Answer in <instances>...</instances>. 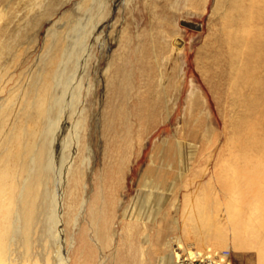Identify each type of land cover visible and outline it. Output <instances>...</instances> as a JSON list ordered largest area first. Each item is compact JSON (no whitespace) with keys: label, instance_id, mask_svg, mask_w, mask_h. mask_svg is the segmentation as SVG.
Listing matches in <instances>:
<instances>
[{"label":"bare ground","instance_id":"bare-ground-1","mask_svg":"<svg viewBox=\"0 0 264 264\" xmlns=\"http://www.w3.org/2000/svg\"><path fill=\"white\" fill-rule=\"evenodd\" d=\"M15 1L0 0V18ZM133 1L46 0L18 30L4 33L8 41L0 34V97L5 95L0 99V264H96L95 250L102 247L105 253L115 242L122 248L103 256L101 264H175L171 242L185 251L179 237L168 235L176 224L180 203L173 197L179 190L186 191L183 234L199 253H215L207 244L212 235L203 232L209 225L207 206L197 202L208 190L215 189V196L222 192L243 197L244 202L254 203L253 214L264 210V141L258 139L257 121L251 117L257 110L264 116L260 108L264 94H247L251 86L257 95L264 93V72L251 64L261 61L264 67V0H216L217 26L209 51L236 117L223 134L212 126L201 131L206 120L198 121L200 135L191 132L188 139L196 144L197 152L190 150L191 158H196L185 178V166L172 178L162 175L168 148L158 146L151 166L139 178L141 189L132 201L133 214L126 216L124 232L109 238L106 199L115 196L130 162L131 143H139L159 123L172 94L178 53L172 49L173 17L185 6L204 2ZM67 3L82 12L78 30L77 25L63 29L76 19L72 9L62 12L46 30L36 61L17 76L27 55L39 47L38 32L31 31L33 22L40 28ZM111 16L114 21L103 40ZM62 19L65 22L57 24ZM97 43L102 45L97 57V100L80 110L85 103L84 78L96 60ZM195 99L189 97V111ZM73 130L79 133L77 144L71 141ZM220 138L225 142L216 153L212 179L194 185V179L204 177L202 166L210 164ZM194 163L199 169H193ZM62 183L65 187L60 191ZM243 184L245 189L240 187ZM258 216L264 222V213ZM72 225L79 229L76 252L67 240ZM253 227L252 241L264 246V232L256 233ZM241 228L237 222L231 225L237 243L244 236ZM143 229L149 232L144 239L139 237ZM244 229L248 231L250 225ZM157 252L161 257L155 259ZM258 257L264 264V250Z\"/></svg>","mask_w":264,"mask_h":264},{"label":"rangeland","instance_id":"rangeland-1","mask_svg":"<svg viewBox=\"0 0 264 264\" xmlns=\"http://www.w3.org/2000/svg\"><path fill=\"white\" fill-rule=\"evenodd\" d=\"M43 1L46 0H16L11 11L0 18V34L2 35V40L8 41L9 37L4 33L10 30H18L29 20L30 17L36 14L37 10L41 9L38 5L42 4ZM116 1L117 0H113V3ZM135 2L136 0L133 1V4H135ZM215 2L216 0H204L202 4L194 5V8L191 6H185L184 11L175 14L173 17L172 26L175 30V34L174 41H172V49L174 52L176 51L178 53L175 52L177 65L176 70L173 73L172 94L165 103L164 113L159 117V119L161 118L159 123L148 131L144 137L140 138L139 143L136 141H134L135 143H131L130 162L125 166L121 182L115 188V196L114 198L106 199L105 218L110 225V229L108 228V234H110L109 238L114 237L116 239L124 232L123 226L128 222L126 216L127 214L130 215V213L133 214L132 201L135 197H138L139 190L141 189L139 186V178L142 173L151 166V156L158 146H161V148L166 146L168 148L166 151L168 155L167 160H165V162H163L164 160L162 162L160 161L162 163V175L168 174V177L172 178L173 174L175 175L177 171L179 172V169L181 170V168L185 166L186 169L188 168L187 172L182 171V177L185 178L189 175L190 170H192L191 162L193 164V160L196 158V156H194V159H192V154L190 152V150H192L193 153L197 152L196 148L194 149L196 144L188 139L191 132L197 133L198 136L200 135L198 127L200 124H198V121L200 119L206 120L203 125L204 128L202 127L201 131H207L209 128L208 126H212L216 132L223 134L230 130V123L236 117V114L232 111L231 102L227 97L226 92L228 91L224 86V82L216 76V69H214L215 65H213L214 60L209 51V45L212 44L215 33L214 31L217 26V19L213 12ZM74 3L63 5L60 9V13L54 15L50 21L45 22L40 28L36 21L33 22V28H31V31L38 32L36 47H39L34 51L31 50L28 54L29 56L27 55V57H29H26L27 63L24 69L22 68V70L17 71V76L20 72L31 67L36 61L37 57L40 55V46L42 45L46 30L58 20L57 17H59L62 12L67 11L70 8L74 11L72 18L76 19H72L73 21L70 22L71 24L65 28L63 27V29L66 30L71 26L77 25L76 30H78L79 24H77V20L83 15L81 10L75 7ZM1 9L2 8H0V10ZM115 10L116 7L114 5L113 11L115 12ZM132 19L137 23L141 22L140 18L137 16H134ZM11 20L14 21L10 24ZM113 21L114 16H111L102 33L101 38L103 40L106 39L109 25ZM64 22L65 19H62L59 20L57 24H62ZM133 32L135 33V29H133ZM178 40H180L182 44H176V42L178 43ZM95 52L97 55L96 60L92 63L89 74L84 78L81 96L85 103L80 105V110H84L86 105L88 109L89 104L93 102L95 104L97 100L96 89L98 87L97 77L99 73L97 57L102 53V45L100 43H97ZM255 62L253 61L251 63L252 68H259L264 72L263 65L259 64L261 61ZM257 93L258 95L255 90H252V86L247 89V94H253V96H261L264 94L262 92ZM192 95L196 98V103L193 104V108L189 111L188 99ZM4 97L5 95L0 97V99ZM260 108L264 109V102H261ZM251 117L257 121L256 134L258 139L264 141V116L261 114V110H257L251 115ZM80 120L82 121V117ZM78 135L79 133L73 130L71 139L73 143L77 144ZM224 142L225 139L220 138L218 140L216 147L213 148V152L211 153L212 159L210 164L206 163L202 166L205 171V175H203L204 177L194 179V185L197 183H208V181L212 179L213 165L218 155L216 153H219V150L221 149L220 147H222ZM191 147H193L194 151L193 149H190ZM160 162L159 164H161ZM193 169H199V165L194 163ZM64 185V183L61 184L60 191L64 190ZM240 187H243L242 189L246 188L245 184ZM214 190H208L203 196L197 198V202L201 201L207 206L205 217L209 220V225L203 230V232L212 235V239H209L207 243L211 246L212 253L215 252V255L221 251H228L230 254V260L226 258V262L230 264H259V250H264V246H261L259 243L255 244L254 241H252L251 232L254 230L253 225L256 226V233L264 232V222H262L258 216L259 213L263 214L264 210L253 214L252 210L254 209L252 208L254 203L244 202V198L241 196L236 197L237 199L231 198L227 196L228 194L222 192L219 194L217 193L215 196ZM250 192L254 193L253 191ZM185 193L186 191L179 190L176 196H174L175 198L173 197L177 204L180 203L181 206L179 205V209L175 214V227L168 235H170L172 239L179 237L181 245L185 250H191L192 248L198 249L188 238L184 237L183 228L181 226V211L183 208V195ZM262 207L264 209V204H262ZM239 219H242V221H238ZM235 222L239 223V227H242L241 233L244 235L243 238L240 239L242 243H237L236 238H234L235 231L231 229V225ZM248 225H250L251 229L247 231L244 227ZM73 227L74 226L72 225L69 228L67 240L72 241L71 243L69 242V248H72V252H76L78 243L75 241L78 239L79 229ZM136 232L138 233V230H136ZM148 233L147 229H143L140 232L141 235H139V237L144 239ZM144 243L146 247L150 245V242ZM171 244L174 247L173 250L180 248L175 246V242H171ZM125 247L126 246H123V248ZM92 248L96 247L92 246ZM121 248L122 246L119 245V242L109 244L105 253L102 252V247H98L94 252V256L96 255L95 260L98 261L96 264L102 263L101 259L103 256L106 255L107 258L110 252ZM156 257H161V254L157 252L155 259Z\"/></svg>","mask_w":264,"mask_h":264},{"label":"built area","instance_id":"built-area-1","mask_svg":"<svg viewBox=\"0 0 264 264\" xmlns=\"http://www.w3.org/2000/svg\"><path fill=\"white\" fill-rule=\"evenodd\" d=\"M226 257L230 260L228 251H221L218 254L212 255L208 253H199L195 248L190 251L175 249V264H227Z\"/></svg>","mask_w":264,"mask_h":264}]
</instances>
